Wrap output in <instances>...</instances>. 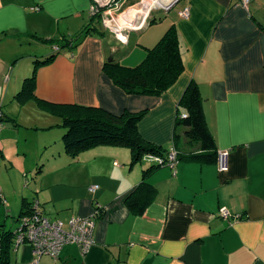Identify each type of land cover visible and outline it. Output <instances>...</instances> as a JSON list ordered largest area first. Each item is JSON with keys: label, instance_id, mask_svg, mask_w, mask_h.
<instances>
[{"label": "crops", "instance_id": "obj_1", "mask_svg": "<svg viewBox=\"0 0 264 264\" xmlns=\"http://www.w3.org/2000/svg\"><path fill=\"white\" fill-rule=\"evenodd\" d=\"M146 1L121 0L115 10L121 16L143 4L141 12L152 9L145 26L134 21L135 30L119 48L102 24L86 31L92 0H0V40L17 43L0 73V85L7 84L4 95L15 105L9 112L0 108V146L12 144L18 152L22 147L29 164L41 166L23 200L37 203L65 229L76 217H91L95 224V244L87 254L70 244L57 259L42 256L39 264H264V0H251L247 8L239 0H179L169 11ZM186 8L189 17L183 19L179 12ZM171 27L183 52L184 72L177 82L160 97L129 95L117 87L104 71L110 53L134 67ZM81 35V44L72 48ZM67 41L71 45L55 49ZM50 56L49 64H34ZM10 64L12 74L4 75ZM34 73V97L20 104L15 96ZM192 81L216 152L230 153L229 170L219 173L216 161L182 159L174 168L151 170L146 180L155 195L140 216L126 201L153 167L145 155L133 162L129 148L103 145L72 156L62 143L61 118L43 107L145 112L137 128L146 142L166 153L174 147L181 156L199 154L200 144L176 128L178 117L186 115L179 101ZM95 185L99 190L92 194ZM33 261L28 244L10 258V264Z\"/></svg>", "mask_w": 264, "mask_h": 264}, {"label": "trees", "instance_id": "obj_2", "mask_svg": "<svg viewBox=\"0 0 264 264\" xmlns=\"http://www.w3.org/2000/svg\"><path fill=\"white\" fill-rule=\"evenodd\" d=\"M99 17L91 18L90 26H98ZM86 33V32H84ZM84 35V34H83ZM84 37L81 35L75 39L76 44L72 48H77ZM60 46L64 49L71 45ZM54 56L45 58L43 61L35 60V65H47L52 62ZM41 60V59H40ZM104 71L114 82V84L129 95H141L150 97H160L166 93L179 79L184 72L183 52L179 42L177 31L174 27L169 28L159 42L151 49H148L146 57L135 67H127L117 60L104 64ZM36 75L26 78L21 90L16 94L15 99L24 104L28 99L34 97ZM179 107L185 110L186 117L179 118L177 127L185 129V136L200 144L201 153L181 156L178 153V160L202 161L213 163L216 161L215 141L209 132L204 111L202 98L195 82H191L186 88L179 101ZM43 107L52 115L61 118L63 128L62 143L66 153L75 156L79 152L103 145L124 146L132 153L133 162H138L146 154L164 156L166 151L156 148L146 142L138 132L137 125L144 117L145 112L138 114L113 115L102 109L82 106H65L55 104H43ZM2 111L0 109V118ZM12 127L17 128V122L11 119ZM178 138L175 133L174 141ZM153 165L151 169L144 171L143 180L138 185L134 193L127 199L126 206L135 215H142L148 205L153 201L155 195L154 187L147 182V176L151 170L156 169ZM4 198L0 192V208H2ZM35 203H22L19 214V223L33 214ZM6 221L0 220V264H10V258L14 250V243L17 235L15 231L7 230Z\"/></svg>", "mask_w": 264, "mask_h": 264}, {"label": "built area", "instance_id": "obj_3", "mask_svg": "<svg viewBox=\"0 0 264 264\" xmlns=\"http://www.w3.org/2000/svg\"><path fill=\"white\" fill-rule=\"evenodd\" d=\"M90 8V17H99L102 26L111 31L112 34L122 44H126L128 38L123 34L126 30L125 25L120 22L121 19L129 25L130 33L135 30L132 24L136 21L138 27L146 25L147 19L151 14V9L146 14H142L141 9L144 4L136 9L129 10L121 16L114 14L115 10L121 6V0H92ZM251 0H239L243 7L248 6ZM141 8V9H140ZM38 10V9H34ZM133 13V14H132ZM144 15V16H143ZM179 16L188 19L189 9L186 8L179 12ZM58 50V48H55ZM183 115L182 118H185ZM229 151L217 152L216 164L219 173H226L229 170ZM145 158L156 167L169 166L174 168L178 163V152L171 147L165 156L146 154ZM99 186H92L89 192L95 194ZM99 211H96V215ZM223 219H228L230 214L227 210L222 209L220 212ZM94 222L91 217H76L70 221L69 228L65 229L63 223L58 220L46 218L40 211L37 203L33 206V214L24 218L17 229V235L14 243V250L20 245L28 244L32 249L34 261L32 264H39L42 256H49L57 259L60 252L66 245L75 244L79 246L82 254H87L95 244L94 239Z\"/></svg>", "mask_w": 264, "mask_h": 264}, {"label": "rangeland", "instance_id": "obj_4", "mask_svg": "<svg viewBox=\"0 0 264 264\" xmlns=\"http://www.w3.org/2000/svg\"><path fill=\"white\" fill-rule=\"evenodd\" d=\"M106 36L113 38V43H115L117 47L124 48L122 47V43L116 39L114 34L108 33ZM42 43H38L40 44L38 45L39 49H42ZM13 44L15 46L17 45V43L11 38L3 37L0 40V73L4 70L9 57L12 56L14 51ZM111 54L112 53H110V55ZM138 64L133 65L135 67ZM12 66L13 65L11 64L8 65L3 74H12ZM1 81L3 82V78H1ZM3 83L5 86L0 85V108H2V110L5 112H9L12 111V108L15 105H13L14 103H11L12 97L10 98L9 96L6 97L4 95L7 84L5 81ZM9 130L13 129L9 128ZM23 132L22 136H25V132ZM35 134L36 133L32 134V136H37ZM38 134L40 135L41 133ZM13 144L15 145V143ZM7 145L9 146L8 143H5V147L3 148L0 146V190L2 192V197L4 198L2 208H0V220L6 221L5 223L7 230L15 231L20 225L18 218L22 209L23 198L28 197L27 195L31 192V187H33L35 178L39 175L38 172L41 166L34 164L35 162L29 164V161L22 156V147L20 148L21 152H18L17 149L12 146V144L10 147ZM13 152H15L14 155ZM18 153L20 156H18Z\"/></svg>", "mask_w": 264, "mask_h": 264}, {"label": "water", "instance_id": "obj_5", "mask_svg": "<svg viewBox=\"0 0 264 264\" xmlns=\"http://www.w3.org/2000/svg\"><path fill=\"white\" fill-rule=\"evenodd\" d=\"M178 1H179V0H175L172 4H170L169 6L165 7L164 10H165V11H169L171 8H173V7L178 3ZM123 34H124L127 38H129V36H130L131 33H130L129 31L125 30V31L123 32ZM114 56H115V52H112V54L109 56V58H108V60H107V63H111V62H113V61H114Z\"/></svg>", "mask_w": 264, "mask_h": 264}, {"label": "bare ground", "instance_id": "obj_6", "mask_svg": "<svg viewBox=\"0 0 264 264\" xmlns=\"http://www.w3.org/2000/svg\"><path fill=\"white\" fill-rule=\"evenodd\" d=\"M150 0H147L146 2H148V3H150L149 2ZM153 1V0H152ZM173 1L174 0H157V2H156V0H155V4L154 5H156L157 7H167V6H169L170 4H172L173 3ZM151 5H153V4H150V6ZM148 6V5H147ZM147 6H146V8H147ZM153 8V7H152ZM159 9V8H158ZM152 10V9H151ZM147 11H148V8L147 9H145L144 11H143V13L144 14H146L147 13Z\"/></svg>", "mask_w": 264, "mask_h": 264}]
</instances>
